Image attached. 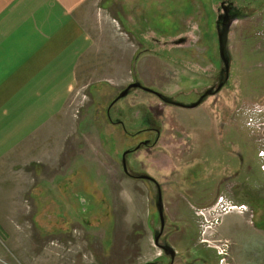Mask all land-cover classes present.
<instances>
[{
    "label": "rangeland",
    "instance_id": "obj_1",
    "mask_svg": "<svg viewBox=\"0 0 264 264\" xmlns=\"http://www.w3.org/2000/svg\"><path fill=\"white\" fill-rule=\"evenodd\" d=\"M222 1L94 0V13L114 32H104L98 51L78 65L77 88L53 117L55 124L0 159V264H148L161 257L154 239L138 241L143 220L148 229L144 209L155 207L148 195L152 184L129 177L121 163L123 153L149 137H134L145 116L161 130L160 141L188 139L193 135L187 127L208 119L230 124L226 142L246 139L258 144V152L264 148V0L236 1L244 16L229 33L230 78L217 96L199 108L182 109L133 90L110 111L134 82L183 104H193L216 85L223 67L217 33ZM112 89L115 94L102 96ZM107 117L124 120L127 130ZM204 136L213 141L210 146L177 148L184 166L202 156L232 153L229 142L224 148L214 145L218 130ZM151 148L128 156V173L166 168L165 162L149 161ZM141 153L148 156L142 160ZM186 202L184 210L190 207ZM153 216L159 225V212ZM213 250L204 249L212 264H219Z\"/></svg>",
    "mask_w": 264,
    "mask_h": 264
},
{
    "label": "crops",
    "instance_id": "obj_2",
    "mask_svg": "<svg viewBox=\"0 0 264 264\" xmlns=\"http://www.w3.org/2000/svg\"><path fill=\"white\" fill-rule=\"evenodd\" d=\"M94 12V0H0V159L11 157L33 136L38 138L40 130L55 124L53 117L60 114L77 88L78 65L91 50L98 51L104 32H114ZM113 92L107 90L102 96L108 98ZM191 124L192 128L187 127L193 135L190 138L173 136L149 149V161L165 162L166 166L163 170L152 167L149 176L162 188L165 235L174 246L180 243L176 264H212L210 254L204 251L210 248L199 241V218L193 209L211 205L220 195L247 209L223 215L209 237L230 242L232 264H264V160L258 144L246 139L239 144L231 138L226 142L224 135L230 124L221 126L208 119ZM174 127L171 124L170 130ZM215 130L219 138L213 144L224 148L228 143L232 153L202 156L184 166L177 148L210 146L213 141L204 135ZM141 156L144 160L148 155ZM194 169L197 174L192 177L194 173L189 171ZM153 189L150 185L149 196ZM182 201H187L189 209L184 210ZM151 206L144 209L148 229L143 220L138 241L154 239L160 226L153 216L156 205Z\"/></svg>",
    "mask_w": 264,
    "mask_h": 264
},
{
    "label": "flooded vegetation",
    "instance_id": "obj_3",
    "mask_svg": "<svg viewBox=\"0 0 264 264\" xmlns=\"http://www.w3.org/2000/svg\"><path fill=\"white\" fill-rule=\"evenodd\" d=\"M236 1L238 0H223L221 2V5H220V8L218 10V15H217V31H218V26L222 29L224 28L225 25H227L231 20H234L231 24V27H230V32H231V29L234 25V23L236 21H238L240 18H242L244 15L242 14L241 12V9L238 8V6L236 5ZM229 32V33H230ZM229 54V52H228ZM229 57H230V54H229ZM221 61V63L223 64L221 58L219 59V62ZM230 62H231V58H230ZM229 75V76H228ZM218 80H217V83L216 85L211 84L209 85V87L199 96V99L198 101L206 94V93H210L211 95L209 96H206L204 98V101L203 103L199 106H203L207 100L211 97H215L217 96L221 90L217 91L218 90V87L220 86L221 83L224 84L223 87H225L226 83L228 82L229 78H230V73L228 74L225 69H224V64H223V67H219V72H218ZM228 78V79H227ZM133 91V90H132ZM132 91L130 92V94L132 93ZM137 91V90H136ZM146 92V91H145ZM130 94L126 97V98H123V99H120L119 101L115 102L116 99L118 98V95L116 99H114L110 105V111L112 110V108L114 107V105H117L120 101L124 100V99H127ZM156 96V95H155ZM165 96V95H164ZM157 97V96H156ZM167 97V96H166ZM161 100V99H160ZM162 101V100H161ZM164 102V101H163ZM197 102V101H196ZM194 102V103H196ZM165 103V102H164ZM167 104V103H166ZM167 105H170V104H167ZM186 105H191V104H186ZM170 106H173V105H170ZM176 107V106H175ZM198 107V108H199ZM155 108V107H154ZM180 108V107H178ZM182 109H186V108H182ZM108 118V117H107ZM108 120L111 121V123L115 124V125H121L122 128L124 130H127V127H126V123L124 122V120L122 119H117V121H113L112 118H108ZM143 122V125L140 124L139 127H137V132L134 133V137H137L138 135L140 134H143V133H147V135L149 136L148 138H145L144 140H142L137 146H135L134 148H132L131 150H128L130 151L129 154L127 155V158L130 154L132 153H135L137 151H139L142 147L145 148V147H152L153 144L155 145V143H158L160 141V138H161V130L156 127L155 125V122L152 121L148 116H145L144 119L142 120ZM136 127V126H134ZM153 137H152V136ZM138 147H140L138 149ZM127 152V151H126ZM125 152V153H126ZM123 158H124V153H123V156L121 158V163H123ZM123 166V165H122ZM123 168V167H122ZM124 171V169H123ZM125 172V171H124ZM126 173V172H125ZM129 177H133L135 179H137L136 177L138 175H135V174H132V172H129V173H126ZM149 176V175H148ZM139 180V179H137ZM143 181H146V182H149L152 184V188L153 189V197H154V202H155V205H156V209L158 211V208H157V199L160 195V193L162 194V188L159 184H157V182L154 180V181H148V180H143ZM155 191V192H154ZM220 198H225L227 199L229 202L230 200L227 198V197H224L222 195H220L219 197H217V199L215 200L214 203H212L211 205L207 206V207H203V208H199V207H194V212L196 214V216H198V214L196 212L198 211H201V210H208L210 207H212L213 205H215ZM162 199H163V194H162ZM163 204H164V200H163ZM160 217V215H159ZM164 218H165V227H164V232L162 233L161 237H160V244L162 245H171V242L169 241V235H165V228H166V216H165V204H164ZM160 226L154 231V241H155V237L156 235H158L159 233H161V218H160ZM201 219H199V225H198V228H199V241L201 242V239H202V230H201ZM174 248V246H172ZM175 249V248H174ZM176 250V249H175ZM161 257L155 261H152V262H149L148 264H176V260L178 258V253H177V250H176V257L174 259H172L170 256H165L164 252L162 255H160ZM166 257V263L162 262V259Z\"/></svg>",
    "mask_w": 264,
    "mask_h": 264
},
{
    "label": "water",
    "instance_id": "obj_4",
    "mask_svg": "<svg viewBox=\"0 0 264 264\" xmlns=\"http://www.w3.org/2000/svg\"><path fill=\"white\" fill-rule=\"evenodd\" d=\"M234 20H231L227 25L224 26V28H220L218 26V41H219V52H220V58L224 64V69L225 71L229 74L230 73V57L228 54V42H229V32H230V27L231 24ZM229 76V75H228ZM228 79V78H227ZM224 84L221 83L220 86L218 87V90H221L223 88ZM132 90H144L148 93L154 94L156 95L159 99H161L162 101H164L167 104L176 106V107H180V108H186V109H195L198 108L204 101V98L206 96L211 95L210 93H206L199 101H197L196 103H193L191 105H186L183 103H179L176 102L174 99L169 98L164 96L161 93H158L152 89H149L145 86H143L140 82H134L132 84H130L125 90H123L120 95L118 96V98L116 99L115 102L119 101L120 99L126 98L130 92ZM140 147H138L139 149ZM130 151H127L126 153H124V158H123V169L126 173H128V168H127V155L129 154ZM139 180H148V181H154V179L148 175H138L136 177ZM157 208H158V212L161 218V233H159L158 235H156L155 237V246L157 248H159L161 251L164 252L165 256H170L172 259H174L176 257V250L166 244V245H162L160 244V237L162 235V233L164 232V227H165V218H164V204H163V199H162V194L160 193L158 199H157Z\"/></svg>",
    "mask_w": 264,
    "mask_h": 264
},
{
    "label": "built area",
    "instance_id": "obj_5",
    "mask_svg": "<svg viewBox=\"0 0 264 264\" xmlns=\"http://www.w3.org/2000/svg\"><path fill=\"white\" fill-rule=\"evenodd\" d=\"M264 130V125L261 126ZM259 129V128H258ZM260 157L264 160V148L259 152ZM264 171V164L262 166ZM247 207H237L225 198H220L219 201L210 207L208 210L198 211L197 214L201 219L202 239L201 243L208 244L209 248L214 249L218 257H220L219 264H231L228 260L230 258V242L209 237V231L212 230L214 224H217L220 218L226 213L233 210H246Z\"/></svg>",
    "mask_w": 264,
    "mask_h": 264
}]
</instances>
